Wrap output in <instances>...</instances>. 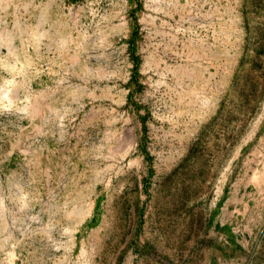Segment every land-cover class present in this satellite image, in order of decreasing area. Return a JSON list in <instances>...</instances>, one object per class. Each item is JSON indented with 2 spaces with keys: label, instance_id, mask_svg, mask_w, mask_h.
I'll return each instance as SVG.
<instances>
[{
  "label": "rangeland",
  "instance_id": "obj_1",
  "mask_svg": "<svg viewBox=\"0 0 264 264\" xmlns=\"http://www.w3.org/2000/svg\"><path fill=\"white\" fill-rule=\"evenodd\" d=\"M0 264H264V0H0Z\"/></svg>",
  "mask_w": 264,
  "mask_h": 264
},
{
  "label": "trees",
  "instance_id": "obj_2",
  "mask_svg": "<svg viewBox=\"0 0 264 264\" xmlns=\"http://www.w3.org/2000/svg\"><path fill=\"white\" fill-rule=\"evenodd\" d=\"M131 43H132V41H130V49H131V54L134 55L133 60H132L133 61V69L136 70L137 65H138V57L135 55V52L132 51L133 48H132Z\"/></svg>",
  "mask_w": 264,
  "mask_h": 264
}]
</instances>
